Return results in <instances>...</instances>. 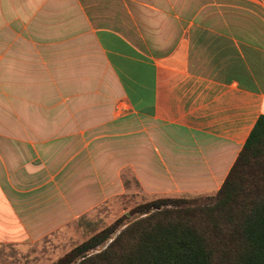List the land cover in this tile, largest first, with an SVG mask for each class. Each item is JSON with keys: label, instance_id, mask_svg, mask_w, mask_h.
<instances>
[{"label": "crops", "instance_id": "0c3cea01", "mask_svg": "<svg viewBox=\"0 0 264 264\" xmlns=\"http://www.w3.org/2000/svg\"><path fill=\"white\" fill-rule=\"evenodd\" d=\"M182 22L152 44L81 0H0V244L15 222L71 217L79 164L111 163L117 136L145 193H217L264 116V0L206 1Z\"/></svg>", "mask_w": 264, "mask_h": 264}, {"label": "trees", "instance_id": "16d2710c", "mask_svg": "<svg viewBox=\"0 0 264 264\" xmlns=\"http://www.w3.org/2000/svg\"><path fill=\"white\" fill-rule=\"evenodd\" d=\"M212 203L156 199L117 219L51 264H264V116H260Z\"/></svg>", "mask_w": 264, "mask_h": 264}, {"label": "rangeland", "instance_id": "374dc122", "mask_svg": "<svg viewBox=\"0 0 264 264\" xmlns=\"http://www.w3.org/2000/svg\"><path fill=\"white\" fill-rule=\"evenodd\" d=\"M206 1L210 0H81L97 25L116 27L134 41L138 28L140 34L146 39L150 38L152 44L158 43L161 38H173L177 29L183 26L185 14ZM108 140L111 147L100 149H111L115 153L112 162H105L102 153L95 159V173H92L91 163L87 171V164L84 166L82 162L79 164L81 176L74 181L79 186H74L75 194L64 193V203H61L65 208L78 206L71 217L63 222H24V227L19 222H15V226L13 222H2L13 225L10 235L17 241L0 244V264L54 263L77 245L124 217L123 223L102 245L86 252L87 255L95 254L103 250L125 225L141 217L140 213L131 214L133 209L156 199H189L197 205L213 202L214 196L158 197L145 193L135 180L125 177L130 174L123 172L124 178L121 176L119 137ZM107 167L109 172L105 175L104 169ZM54 207L50 206V209ZM5 227L0 226V230Z\"/></svg>", "mask_w": 264, "mask_h": 264}]
</instances>
